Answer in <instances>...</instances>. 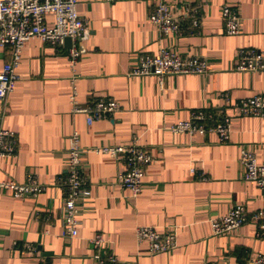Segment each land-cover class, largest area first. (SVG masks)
<instances>
[{
    "label": "crops",
    "instance_id": "obj_1",
    "mask_svg": "<svg viewBox=\"0 0 264 264\" xmlns=\"http://www.w3.org/2000/svg\"><path fill=\"white\" fill-rule=\"evenodd\" d=\"M157 1L78 0L77 12L88 32L81 40L86 51L75 62L64 44L32 38L23 45L15 89L0 100V126L16 140L15 153L0 157V181L21 183L33 175L45 189L16 197L0 187V264H95L98 249L89 239L96 233L105 240L101 253H111L117 264H243L264 254L256 222L219 235L210 223L236 204L250 212L264 208V194L244 179L239 159L240 149L247 148L264 164V116H242L234 109L237 100L264 93V70L234 69L240 48L264 51V0H164L182 26L178 36L163 35L150 21ZM225 5L239 17L237 34L224 31ZM188 9L200 16L198 27ZM163 47L206 58L209 73L164 75L161 80L131 74L139 56ZM10 57L11 47L0 46V70ZM74 87L79 106L108 97L120 109L87 124L84 113L73 111ZM199 108L215 119L229 116L227 141L213 132L169 130ZM73 131L89 149L84 162L91 197L79 217L78 234L67 237L63 188L56 179L64 176ZM132 139L152 156L136 196L117 181L121 162L92 150ZM142 225L174 228L175 248L148 253L135 235Z\"/></svg>",
    "mask_w": 264,
    "mask_h": 264
},
{
    "label": "built area",
    "instance_id": "obj_2",
    "mask_svg": "<svg viewBox=\"0 0 264 264\" xmlns=\"http://www.w3.org/2000/svg\"><path fill=\"white\" fill-rule=\"evenodd\" d=\"M78 0H0V46L11 47V57L4 62L0 70V100L5 101L7 95L16 86L18 79L16 68L20 62L23 45L32 38L62 46L64 39H71L68 55L71 62L82 56L86 49L81 40L88 32L87 24L78 15ZM111 1V0H106ZM191 13L194 27L199 26L200 16ZM224 31L227 34L239 32V17L235 9L223 6L221 10ZM50 17V18H49ZM150 21L158 27L163 35H180L182 26L179 19L164 0H158L151 12ZM51 21H50V20ZM237 71L261 72L264 70V51L255 48H240L237 52ZM210 71L206 58L198 55H182L168 47L158 52L143 53L139 56L138 65L131 70L135 76L154 75L161 80L164 75H204ZM75 87L70 96L75 105L74 112L85 114L86 123L107 118L120 109V104L112 98H96L85 106L75 104ZM230 102L229 98L223 96ZM234 109L242 116H264V93L241 98L234 102ZM230 118L226 114L215 119L213 113L206 109L191 111L190 117L180 120L169 127L173 133H216L220 141L229 137ZM14 133L0 126V157L13 155L16 150ZM95 152L107 154L122 164L117 174V181L122 188L129 190L132 196L138 195L143 189L144 168L152 159L151 153L136 139L128 144L106 145L93 148ZM64 157V176L57 177L56 183L63 188L62 222L63 234L75 237L78 234L80 216L86 211V201L91 197L84 157L89 149L80 144L77 131L68 136V146ZM240 162L244 167V179L254 182L264 194V164L259 163L254 152L247 148L240 149ZM0 187L10 190L16 197L25 195L36 196L45 189L33 175L25 182L13 180L0 181ZM256 222L257 237L264 239V208L250 212L242 204L233 205L226 214L210 220L213 234H226L247 223ZM139 242L147 245L148 253L170 251L176 246V231L172 227L158 231L153 226H138L135 230ZM98 252L93 255L95 264H117L111 253L102 254L105 240L100 233L89 239ZM28 250H32L28 246ZM264 264V254L256 253L246 259L243 264ZM39 264H45L40 262Z\"/></svg>",
    "mask_w": 264,
    "mask_h": 264
},
{
    "label": "water",
    "instance_id": "obj_3",
    "mask_svg": "<svg viewBox=\"0 0 264 264\" xmlns=\"http://www.w3.org/2000/svg\"><path fill=\"white\" fill-rule=\"evenodd\" d=\"M70 44H71V39H70L69 37H66V38L64 39V45H65L66 47H69Z\"/></svg>",
    "mask_w": 264,
    "mask_h": 264
}]
</instances>
